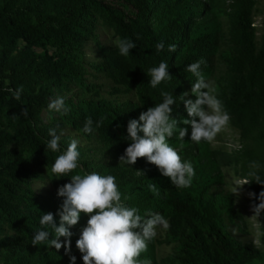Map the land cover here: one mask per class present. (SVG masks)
Listing matches in <instances>:
<instances>
[{"label":"trees","instance_id":"trees-1","mask_svg":"<svg viewBox=\"0 0 264 264\" xmlns=\"http://www.w3.org/2000/svg\"><path fill=\"white\" fill-rule=\"evenodd\" d=\"M256 2L222 0L226 17L222 29L218 22L204 17L195 20L207 7L199 0H0V264H71L63 247L57 251L47 242L34 246L32 238L39 230H47L50 239L55 238L51 228L40 224L41 217L58 212L64 198L57 196V190L72 175L91 172L113 175L121 202L136 207L143 218L159 213L169 221L163 235L147 242V250L138 257L141 264L264 260L250 240L230 230L227 219H242L228 196L208 191L219 181L218 173L200 182L192 179L189 187L179 189L145 158L134 165L120 163L130 143L126 138L129 120H138L141 112L163 102L161 90L173 94L171 115L179 121L168 138L169 145H183L176 150L182 161L199 160L187 136L179 139L180 128L191 129L184 124L191 118L180 95L187 92L185 99H196L191 88L197 78L186 67L203 60L200 71L208 80L214 56L225 41L218 53L224 69L216 78L215 95L241 143L231 152L211 150L210 159L221 165L236 164L242 179H250L249 165L256 161L258 175L264 180V31L257 39L251 25L259 11ZM99 28L109 29L117 39H130L136 47L127 57L121 56L115 42L96 40ZM90 40L94 55L86 59L83 48ZM161 41L164 49L157 53L155 45ZM170 44L176 45L175 52L168 51ZM162 61L168 63L172 78L152 88L148 70ZM100 78L109 84L99 82ZM21 86V98L16 100L13 92ZM72 87L79 91L74 100L62 96ZM54 94L65 98L66 114L48 109L49 102L56 99ZM23 108L27 116L21 114ZM88 118L93 121V131L84 133ZM62 127L80 137V156L76 170L56 176L51 172L55 158L72 141L70 136L58 134ZM49 129L61 136L58 152L47 148ZM35 181L50 187L38 194L31 186ZM150 184H156L158 196L150 191ZM244 191L251 210L253 203L259 204L264 185L253 181L244 185ZM249 192L257 198H250ZM55 218L58 224L59 217ZM88 218L82 213L70 229L75 264H83L76 240ZM256 218L259 241L264 244V212ZM64 241L60 237L62 244ZM160 244H171V249L156 257L154 247Z\"/></svg>","mask_w":264,"mask_h":264},{"label":"clouds","instance_id":"clouds-1","mask_svg":"<svg viewBox=\"0 0 264 264\" xmlns=\"http://www.w3.org/2000/svg\"><path fill=\"white\" fill-rule=\"evenodd\" d=\"M115 45L121 56L127 57L130 50L136 47L135 43L127 38L118 39ZM157 53L164 49L163 41L155 45ZM169 52L176 51V45L168 46ZM203 60L194 62L186 67V71L192 73L197 79L193 83L191 93L195 95V101L185 99L189 93L180 95L186 108L188 117L184 124L191 125V141L196 143L203 141L211 143L216 135L226 126L230 120L222 102L215 95L214 82L206 80L200 71ZM169 65L160 62L158 67H152L147 75L150 77V86L156 88L162 81L171 80L168 71ZM22 86L13 92V97L20 100ZM9 91H12L9 89ZM163 102L149 107L141 112L139 119H131L127 124V139L130 141L124 154L120 157V163L134 165L139 158H145L148 163L155 165L161 174L170 178L171 183L179 189L191 185L196 175L193 164L190 161H182L178 152L169 145L168 138L174 134L179 121L172 117V106L175 104L172 93L161 90ZM50 111L66 114L69 108L65 104L64 97H57L48 104ZM21 114L27 116V109L23 108ZM198 118V119H197ZM103 122V118L97 122V127ZM93 121L86 119L82 131L91 133ZM141 133L143 135H141ZM187 128H180L179 139L184 140ZM51 139L47 148L58 152L60 135L56 129H49ZM78 140L73 139L66 151L55 158L51 172L56 176H66L78 168ZM248 177L237 181L234 194L239 195L240 190L246 184L255 181L264 185V180L258 175L260 165L253 161L249 165ZM143 174L141 171H137ZM150 191L159 195L156 184L149 185ZM250 198H257L254 192L248 193ZM57 196L63 197V203L58 212L43 214L40 219L42 226L51 228L55 238L50 239V232L39 230L33 234L32 245L48 243L59 251L62 247L65 254L69 255L71 264H75L76 256L71 255L70 230L77 225L81 214L87 215V225L81 230L76 240V247L82 254L83 264H141L138 260L140 254L147 250V242L157 236V228L168 229L169 221L161 214H150L143 218L138 214L136 207H128L121 202V193L113 175H101L97 172L72 175L70 182L59 187ZM259 204L253 203L251 210L259 217L264 212V191L258 196ZM56 216L59 217L57 224ZM60 237H64L63 244ZM147 264V262H144Z\"/></svg>","mask_w":264,"mask_h":264},{"label":"rangeland","instance_id":"rangeland-1","mask_svg":"<svg viewBox=\"0 0 264 264\" xmlns=\"http://www.w3.org/2000/svg\"><path fill=\"white\" fill-rule=\"evenodd\" d=\"M199 1L204 3L207 7L206 9L200 12V14L195 18V20L204 17L206 21L212 20L218 22L221 28L225 29L226 17L224 16L221 10L223 8L222 0H210V1L199 0ZM256 5L259 8V11H257L253 15V22L255 24L254 26L255 36L258 39L263 31L262 20H263V10H264V0H257ZM96 40L99 42H115L118 39L115 36V34L111 32L109 29L104 30L102 28H99V30L96 33ZM225 46H226L225 41H222L218 51L214 56V70L212 72V75L208 79L214 82L215 89H216V78L223 73V69H224L223 63L221 62L218 53L220 50H223ZM83 54L86 59L93 58L94 54H93L91 40L88 41V44L83 48ZM85 76L86 78H89L88 74H85ZM98 81L104 82L107 85L109 84V82L105 78H100ZM106 89H108V87ZM78 94L79 91L72 87L69 89L68 92H66L62 96H66L74 100ZM104 95L113 97L112 95H107V93H104ZM83 96H87V95L84 94ZM57 97H59V94H54V98ZM43 114L44 111L42 110L41 112L42 121L46 122L47 120ZM67 131H68L67 128L62 127L58 132V134L64 136H70L71 140L76 139L79 142L78 144H80L81 142L80 137L73 132H67ZM186 136H187L186 138H188V144H191L192 149L198 152L197 157L199 160L195 161V159H193L190 161L193 164V167L196 172V175L193 177V180H195L196 182H200L203 180V178L212 176L213 173L219 174V181L211 184L208 187V191H217L219 193L228 196L231 207L235 208L238 211L242 219V221H239L238 218L236 217L227 219V224L230 227V230L237 233L241 238L250 240L252 244L258 249L262 258H264V244H262L259 241V235H260L259 223L256 217H252L253 214L249 209L247 200L245 198L244 186L240 190L239 195L234 194L237 181L244 180L238 174L237 165L233 163L221 165L210 159L209 152L211 150L231 152L234 151L236 148H238L241 141L239 140L237 131L232 129L227 124L216 135L215 139L211 143L203 140L199 143L191 141V129L188 130ZM182 147L183 145L180 144L174 146L173 148L175 150H181ZM31 186L36 193L42 194L46 189L50 187V184L35 181L34 183H32ZM164 232L165 229H163L162 227L157 228V235H163ZM154 248H155L156 257H160L170 251L171 244H160V245H156ZM245 264H264V260L252 259L246 262Z\"/></svg>","mask_w":264,"mask_h":264},{"label":"built area","instance_id":"built-area-1","mask_svg":"<svg viewBox=\"0 0 264 264\" xmlns=\"http://www.w3.org/2000/svg\"><path fill=\"white\" fill-rule=\"evenodd\" d=\"M251 25L255 26L254 22L252 21ZM263 31H264V24H263Z\"/></svg>","mask_w":264,"mask_h":264}]
</instances>
